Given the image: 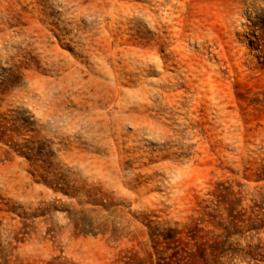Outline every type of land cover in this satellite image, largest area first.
Returning a JSON list of instances; mask_svg holds the SVG:
<instances>
[{
    "label": "rangeland",
    "instance_id": "rangeland-1",
    "mask_svg": "<svg viewBox=\"0 0 264 264\" xmlns=\"http://www.w3.org/2000/svg\"><path fill=\"white\" fill-rule=\"evenodd\" d=\"M0 264H264V0H0Z\"/></svg>",
    "mask_w": 264,
    "mask_h": 264
}]
</instances>
